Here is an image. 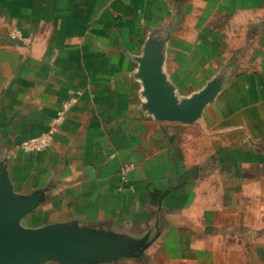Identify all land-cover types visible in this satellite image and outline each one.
<instances>
[{"label": "crops", "instance_id": "crops-1", "mask_svg": "<svg viewBox=\"0 0 264 264\" xmlns=\"http://www.w3.org/2000/svg\"><path fill=\"white\" fill-rule=\"evenodd\" d=\"M145 72L175 105L210 91L195 121L157 119ZM70 90L51 147L22 151ZM2 167L39 192L22 226L147 243L84 264H264V0H0Z\"/></svg>", "mask_w": 264, "mask_h": 264}, {"label": "water", "instance_id": "water-1", "mask_svg": "<svg viewBox=\"0 0 264 264\" xmlns=\"http://www.w3.org/2000/svg\"><path fill=\"white\" fill-rule=\"evenodd\" d=\"M149 108L159 120L192 123L199 116L210 91L203 90L181 105L157 73H144ZM40 203L39 192L28 196L12 191L4 168L0 169V264H84L114 261L146 248L144 239L130 240L71 224L22 226L21 219Z\"/></svg>", "mask_w": 264, "mask_h": 264}, {"label": "built area", "instance_id": "built-area-1", "mask_svg": "<svg viewBox=\"0 0 264 264\" xmlns=\"http://www.w3.org/2000/svg\"><path fill=\"white\" fill-rule=\"evenodd\" d=\"M20 36L21 34L18 31L12 34V37ZM80 95L81 92L79 90L68 91L67 97L61 102L55 114L50 118L47 128L37 135L22 140L19 144L20 149L25 152H34L50 148L55 134L66 119L67 112L77 103ZM129 168V164L126 163L122 164L120 168L121 182L123 184L128 183L127 172Z\"/></svg>", "mask_w": 264, "mask_h": 264}]
</instances>
